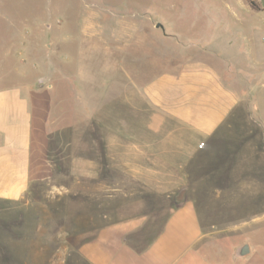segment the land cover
Masks as SVG:
<instances>
[{"label":"crops","instance_id":"obj_1","mask_svg":"<svg viewBox=\"0 0 264 264\" xmlns=\"http://www.w3.org/2000/svg\"><path fill=\"white\" fill-rule=\"evenodd\" d=\"M239 2L245 11L254 9ZM88 5L68 20L4 14L10 34L0 41V203L6 213H14L35 196L32 144L38 133L46 140L52 130L69 133L64 174L77 180L78 125L85 134L84 164L91 168H85L83 180H91L92 147L102 143V176H96L101 186L117 180L103 175L104 166L117 164L122 171L132 169V178L148 190L122 194L125 200L110 210L130 206L140 215L102 222L76 243L69 231L78 214L71 198H87L80 205L91 210L88 197L105 195L103 188L91 194L70 186L68 205L59 204L60 194L52 207L54 228L61 227V213H68V245L35 257L62 264H264V250L244 233L225 232L233 221L219 215L233 212L237 197L251 195L248 185L264 179L253 169L257 157L264 159V48L254 47L247 37L252 27L247 15L233 14L234 25L225 35L213 25L211 41L199 38L189 44L194 48L189 52L165 31L162 39L174 40L179 51L157 71L158 23L151 8L121 4L118 12H110ZM23 19L29 24L19 23ZM209 21L220 27L222 18ZM39 22L44 29L32 51L30 38ZM114 98L129 104L137 122L128 117L112 122L106 137L93 140L98 104ZM61 101H68V108ZM49 107L54 113L50 123ZM57 113L67 121L58 120ZM42 147L55 154V147ZM109 148L116 150L115 157L107 155ZM28 203L22 205L27 214ZM101 208L109 211L106 203ZM5 223L12 230L20 223L34 228L31 221ZM242 236L246 241L231 249ZM243 244L249 252L239 257L236 250Z\"/></svg>","mask_w":264,"mask_h":264},{"label":"rangeland","instance_id":"obj_2","mask_svg":"<svg viewBox=\"0 0 264 264\" xmlns=\"http://www.w3.org/2000/svg\"><path fill=\"white\" fill-rule=\"evenodd\" d=\"M241 1L250 4L254 9H247L248 12L245 11V8L241 5L239 0H0V41H2V43L5 42L8 34H10L6 32L5 13L14 17L18 15L20 17L25 16V18L37 17L39 19H41L42 16L61 15V17L68 20L67 18H75V14H78L79 9L87 8L89 6L88 4L96 5L98 10L102 9V11L106 10L110 12H118L119 9L116 7L121 4H127L131 8L133 6L137 8H146V10L151 8L156 15L158 23L157 30L159 37L156 45V67L158 71L164 67L166 61H170V58L173 57V52L179 51V47L175 44L174 40L165 41L162 39V35L165 34V31L175 35L179 39L181 48L189 52L194 50L189 44L197 43L199 38L211 41L209 39H212L215 35L212 34L211 27H213V25H215L217 30L219 28L220 35L227 34L225 32L229 26L234 25L231 16L236 13L244 17L247 15V18L251 21L249 23L252 24V27L247 37L250 38L253 46H262L264 48V41L262 42L261 40L264 36V10H255L260 6L264 7V0ZM124 11L125 10L122 12ZM213 18H222L220 27L209 21V19ZM18 21L21 24L23 23V25L29 24V21L26 19ZM39 24V27L33 28L35 31L30 38L32 44H34V47H31L32 51H35V49L37 50V45H35L37 36H39V32L44 29L40 22ZM19 29L21 30V26ZM168 40L170 39L168 38ZM214 42L216 43L215 40ZM213 46L217 45L214 44ZM170 52H172V55ZM165 53H169L170 56L166 57ZM25 63L31 67V62L26 61ZM155 69L156 68L153 67L151 71L154 72ZM60 103L62 106L68 108V101H61ZM96 110L98 114L96 113V115H94L95 118L93 119V123L98 125L93 133V140L99 139L101 141L103 137H106V130L110 128L109 125H111L112 122H118L120 119L126 117L137 122L134 119L137 117V114L134 113L129 104H124L119 99L114 98L99 102ZM124 114L126 116H124ZM38 115H40L39 112ZM47 116L50 123L54 117L51 108ZM57 118L60 121H67L66 117L62 114L57 113ZM79 130H81V128L78 125L77 146L75 149L78 163L77 180H69L67 178L68 176L64 174L67 173L68 169L69 133L58 129L53 133L52 130L49 132L50 134L47 140L41 133L34 135L35 140L32 144V173L33 177L36 178L35 184L37 191L35 196L25 200L29 202L28 205L31 206L29 209L31 212L28 214L26 213V209H22V205L26 204L25 201L14 209V213H12L10 209H8L7 211L9 212L6 213L5 205L0 203V264L63 263L56 260L48 262L46 260L37 259L35 256L38 254L41 255L42 253L62 252L65 247H67L66 233L69 230L68 213H61V227L54 228L53 220L55 219V214L52 207L58 205V203L54 202H57V197L60 196V194H62V196L60 197L59 204L63 205L66 203L68 205L69 198L67 199V195L70 186L74 189L76 187L78 193L83 192L79 190L87 189L88 193L91 194L103 188L105 195V197H88L89 200L91 199L93 201L91 210L89 208L90 205H88V208H84L83 206L87 202V198L81 196L71 198L73 200L75 199L72 204L73 211L78 214L74 225V229L76 228V230L71 229L69 231L76 234V243L84 239L86 235L95 230L102 222H118L141 214L138 212H131L132 208L130 206L118 208L119 212L110 211L122 204L121 201L124 199L122 194H132L131 192L135 191H146L148 190V186L132 178V174H130L132 169L127 172L126 170L122 171L118 169L117 164L104 166L103 169V175L105 177H112L117 180L113 179L104 182V184H102L103 186H101V181L98 182L96 176H102L101 163L102 159H104L102 143H100L101 145L96 144L92 147L93 154L91 155V159L93 167L91 172L92 176H89L91 180H89V182L83 180L85 168H90V166L84 164L85 150L82 146L85 140V134L82 131L79 132ZM112 144L116 146L118 141H113ZM43 145H47L49 148L55 147V154L51 152L44 153L46 149L42 147ZM107 152L110 158L116 156V150H111L109 148ZM262 160L257 157L254 161L253 169H255L256 173L259 171L264 174V159L262 158ZM257 182L258 181H253L248 185L251 192L250 196L236 198V203L239 205L237 206L238 208L234 207L235 210L233 212H222L219 213V215L228 217L230 218L229 220L233 221L228 225L233 228L225 232H235L236 234L244 233L264 250V179L261 183ZM133 200H137V196H135ZM130 202V200L127 201V203ZM80 203L83 205L81 206ZM104 203L108 205V212L101 211V206ZM243 206L245 208H243ZM67 207L68 206H65L66 210ZM23 210H25V212ZM6 221H31V224H34V228H27L20 223L15 230H12L8 223H5ZM223 233H218V235ZM240 238V240L231 243V249L241 241H246V237L242 236ZM41 258L43 259V257Z\"/></svg>","mask_w":264,"mask_h":264},{"label":"water","instance_id":"obj_3","mask_svg":"<svg viewBox=\"0 0 264 264\" xmlns=\"http://www.w3.org/2000/svg\"><path fill=\"white\" fill-rule=\"evenodd\" d=\"M249 249H248V245L247 244H243L241 246H239V248L236 250V255L239 257L245 256L246 254H248Z\"/></svg>","mask_w":264,"mask_h":264},{"label":"built area","instance_id":"obj_4","mask_svg":"<svg viewBox=\"0 0 264 264\" xmlns=\"http://www.w3.org/2000/svg\"><path fill=\"white\" fill-rule=\"evenodd\" d=\"M262 42L264 41V36L261 38Z\"/></svg>","mask_w":264,"mask_h":264}]
</instances>
